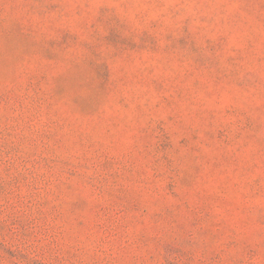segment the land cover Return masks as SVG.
Instances as JSON below:
<instances>
[{"label": "rangeland", "instance_id": "obj_1", "mask_svg": "<svg viewBox=\"0 0 264 264\" xmlns=\"http://www.w3.org/2000/svg\"><path fill=\"white\" fill-rule=\"evenodd\" d=\"M0 264H264V0H0Z\"/></svg>", "mask_w": 264, "mask_h": 264}]
</instances>
